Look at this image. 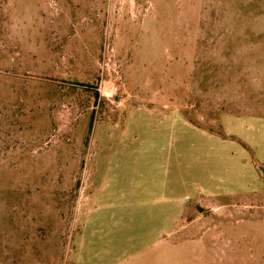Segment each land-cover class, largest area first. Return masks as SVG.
Returning a JSON list of instances; mask_svg holds the SVG:
<instances>
[{
    "label": "rangeland",
    "instance_id": "1",
    "mask_svg": "<svg viewBox=\"0 0 264 264\" xmlns=\"http://www.w3.org/2000/svg\"><path fill=\"white\" fill-rule=\"evenodd\" d=\"M264 0H0V264H264Z\"/></svg>",
    "mask_w": 264,
    "mask_h": 264
},
{
    "label": "crops",
    "instance_id": "2",
    "mask_svg": "<svg viewBox=\"0 0 264 264\" xmlns=\"http://www.w3.org/2000/svg\"><path fill=\"white\" fill-rule=\"evenodd\" d=\"M260 123L258 124V130L264 129V121L258 120ZM264 156V153H263ZM258 191L259 198L261 200V205L264 207V157L262 162L258 161Z\"/></svg>",
    "mask_w": 264,
    "mask_h": 264
}]
</instances>
